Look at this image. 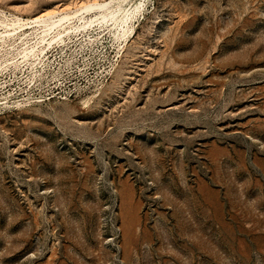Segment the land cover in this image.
Instances as JSON below:
<instances>
[{"label":"rangeland","instance_id":"obj_1","mask_svg":"<svg viewBox=\"0 0 264 264\" xmlns=\"http://www.w3.org/2000/svg\"><path fill=\"white\" fill-rule=\"evenodd\" d=\"M0 264H264V0H0Z\"/></svg>","mask_w":264,"mask_h":264},{"label":"bare ground","instance_id":"obj_2","mask_svg":"<svg viewBox=\"0 0 264 264\" xmlns=\"http://www.w3.org/2000/svg\"><path fill=\"white\" fill-rule=\"evenodd\" d=\"M46 15L48 16V15H49V13H48V14H46ZM51 15H52V14H51ZM51 15H50V16H51ZM42 18H43V17H42Z\"/></svg>","mask_w":264,"mask_h":264}]
</instances>
